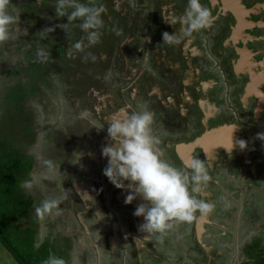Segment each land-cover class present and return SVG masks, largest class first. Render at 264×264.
Returning <instances> with one entry per match:
<instances>
[{
    "label": "rangeland",
    "instance_id": "rangeland-1",
    "mask_svg": "<svg viewBox=\"0 0 264 264\" xmlns=\"http://www.w3.org/2000/svg\"><path fill=\"white\" fill-rule=\"evenodd\" d=\"M143 1L144 0H142V2ZM146 1H149L152 5L151 8L154 9L153 5L157 3L156 0ZM131 2L129 3L130 6ZM200 2L204 7L212 11V7L207 5L206 0H200ZM245 5L249 6L248 4ZM15 13L16 14L13 13L14 15H12L14 17V22L10 25V39L4 43H0V146L5 144L4 142L7 143L11 140V137H13L17 147L22 153H29L28 160L31 159L33 162L35 157L38 160L40 158L38 155L44 153L43 145L45 143L44 139L46 133L51 136L50 139L52 143L57 147L64 144L63 141L65 140V136L62 135L61 132H65V134H70L69 137L71 138L66 145L75 154L73 155L76 157L75 160L77 159L76 162L71 164L73 167L69 169L64 167L63 172H55V170H53V168H56L55 165L52 164L49 166L45 161L53 160L56 152L54 154L47 153L44 158L41 157V162H37V173H32V176L29 178L31 183L30 189H32V194L38 198V201H40L39 199L41 197L45 200H60V214L54 216L57 218L58 224L53 223L55 219L53 216H47L50 222L44 218V221L40 222V237H42L44 232L48 229L54 233L55 230H57L62 235L69 232L72 236V238L70 237L71 243L74 244L75 250L73 256L75 260L74 264H79L77 254H80V252H76L80 251L81 248L85 249L82 245L83 242L87 243L91 249L92 261L90 264H127V261H129L130 264H240L243 260L241 249L247 241L251 240L255 233L254 229H250L241 218V212L244 211V207L248 205L251 200L258 201V203L255 202V209L253 210L257 213L255 215L260 218V222L264 223V141L257 138L258 133L264 132V102L260 105L261 109L263 107L261 113L255 112L256 105L253 107L256 116L258 115L260 118L256 123H252L249 120L248 113L243 110L254 101L252 96L245 95L248 86L251 84L247 74H242V78H234L233 80L230 79V77L228 78L230 81L224 84L225 89L218 98V105L222 108L223 113L218 115L214 122H211L213 119L206 120L207 122L202 125L204 131H206V128L207 130H223L224 127H228L229 130L232 129V131H235L232 140H244L247 143V148L241 151L234 147L233 150H236L235 153L231 152V154H229L225 152L228 155L227 159L231 160L229 164L225 163L220 167L217 162L214 163V171L210 174L213 177L210 180L212 182L217 181L216 185L212 184V187H205L202 192L198 194V199L212 205V212L204 217H201L200 214L197 213L196 218L191 223L174 222L173 227L163 234V238L158 239L157 236L159 234H147L138 230L143 223V218L134 217L133 212L143 201L135 202L136 199L134 203L125 205V191L116 189L109 183L104 175L102 176L103 180H101L100 171L103 167L96 166L93 167V170L92 166H90L88 169V178L84 180L85 178L81 177L83 176L81 168L86 169L87 165L85 163L90 160L88 157L82 160L80 158L82 154L77 152V143L79 141L83 144L86 142L81 139V136L85 135L87 131L84 130L79 132L77 130H81V126L78 122H80L81 125L84 122L80 114L87 111V109L84 108L77 111L76 104L78 103V99H75L74 96L76 94H73L74 91L65 93L64 90L67 84H70L71 80L76 78L78 81H76L75 84L77 87L75 91L82 93V97L86 101L88 96L85 93L92 87V83L100 80L101 75L95 76L96 81H93L84 76L83 70H77L71 73L70 78L67 73L64 75L59 74L58 69L52 74L46 72L47 70L52 71L56 69L57 65L63 64L62 59H65L66 56L68 57V54L71 60L78 59L76 52L69 53L73 50V45L76 44L77 37H67L62 33H58L56 36L53 35L54 37L50 36V33L58 29L55 25H49L53 32H45L44 30L42 31L44 35L38 36L41 28L33 22V27L34 29L38 27L36 28L38 32H36V30L31 31L28 33V36L31 38L26 40L24 32L27 27H23L24 22L22 20L25 18L22 15L23 12L21 10H15ZM259 13L264 17L263 13ZM147 14V9L145 5H143L142 9L136 12L132 21L121 19L119 22L122 23L125 21L123 23V34H121L123 37L138 35L141 38L140 42H143V44L149 48L160 45V43L158 42L159 38H157L156 33L152 31L155 28L154 25L150 31L149 40L146 38L148 35L144 36V33H148V26L150 24V19ZM254 33L258 35L264 34V28L257 29ZM42 37L52 40L50 46L53 48L54 52L51 53L46 51L50 53L47 59L44 57L41 58V56L38 55V52L41 50L37 51L35 44L37 42L40 43L39 40H41ZM189 38L193 39L194 44L206 45L203 47L207 48L208 52L210 44L215 40V37L212 35H204L203 31L193 33ZM140 42L137 40L135 42L132 41L131 44L133 45V49L136 48L137 50ZM236 45H239V43H236ZM38 46L41 47V45ZM245 46V48L254 51V55L257 53L256 50L264 54L263 38L251 40V42H248V45L245 44ZM60 48H64L61 54L56 52V49ZM67 48H69V52ZM137 54V59L142 62L145 70L147 68L148 70L153 69L150 62L151 59H148L147 64L143 63L147 56H144V53L140 51H137ZM240 54H242V52H238V55H231L232 57L230 58L233 60L229 62L230 65H244L243 61L238 60ZM135 55L136 52L134 51V56ZM254 55L251 54L248 60L250 65L257 62L255 61ZM202 57L203 58L199 57L193 60V62H196L197 68L202 67V69H206L203 75L211 77L210 75L213 69L216 76H220L219 72L213 67L215 63L211 56L205 57V55H202ZM75 61L82 67H88L84 57ZM5 68L7 69L5 70ZM128 68L131 69V66L129 65ZM26 69L28 71H26ZM29 69H31V71H29ZM102 69L103 67L96 69V73L100 74L104 72L108 75L107 69L104 71ZM224 69V71H227L229 67L225 66ZM99 70H101V72ZM237 71H239V69L237 70L236 67L235 72ZM65 77H67L66 85L61 81V79ZM169 77L171 78V76ZM1 78L4 80L2 81ZM201 78L208 80V78H203L202 75ZM82 79L84 80V84L89 83V85H84ZM168 80L169 78L164 79V81L167 82ZM248 82L249 85L246 86ZM177 83L178 82L174 85L172 84V87L174 86V92L177 90ZM148 84L150 85V82ZM261 88H264V86ZM83 90H85V92H83ZM242 91L245 92V94H242ZM262 92L264 95V89ZM245 96L248 99H245ZM142 98L146 102L147 97L143 96ZM243 99L246 101L240 104L239 101ZM42 100L50 104L49 106L51 107H48L50 113L53 112V114H55L53 115L54 117L50 118L46 115V106L42 103ZM262 100H264V97ZM11 101L17 104V108L9 111L8 109L10 108L9 105ZM77 107L80 108L81 106ZM125 108L128 112L130 111L129 107L125 106ZM75 112L78 113L76 114L78 116H76V118L81 121L76 120L77 122H74L75 119L73 117ZM160 116L167 117V120H163L166 131L160 132V130H162L160 126L164 125L161 123L153 127V132L164 134L166 140H168L169 137L177 136L179 139L185 141L186 138L184 133L187 134L188 137H198L200 133H202L201 139L203 140L201 143L204 141L208 142V139H210L208 135H211L212 131L203 133L194 125H192V127L191 125L186 127L184 133H182L180 129H177L178 133H175L173 130L169 129L171 121L169 118H171V114L169 112H160L159 117ZM12 119H14L13 122H15V124L11 122ZM190 119H192V117ZM51 121L58 128V133L55 135V132L52 134L50 131V127L47 128L48 130L43 129L44 125H47ZM67 122L70 124L72 130L69 129ZM18 123L20 127H18ZM28 124L31 127L30 132L25 129ZM97 127L99 126L97 125ZM234 127L237 128L234 130ZM13 128H15L14 131L12 130ZM17 128L19 134L16 135ZM93 130L96 131L97 129L93 128ZM97 131H99L100 135H104V129ZM88 134H91V132H88ZM158 138L160 139L161 137L159 136ZM165 139H161V143L164 144ZM190 150L191 148L184 147V155H188ZM197 153L198 151H196L194 157H196ZM225 156L226 155L223 153V155L218 157L224 158ZM102 160L106 162V159L102 158ZM166 161L172 163L170 156H167ZM173 165L177 168H183V165L178 160H175V158L173 160ZM219 167L220 170L217 169ZM73 168L76 169L77 173ZM233 168L239 171L237 173H232L231 169ZM253 173H256V176H254ZM61 183L64 189L58 193L55 188ZM24 184L26 185L27 183H23V185ZM230 184H238L237 186L234 185L235 187L241 186V189H243L241 192L244 193L243 198H238L232 193L234 198L228 202V197H230L232 191ZM86 188L90 191L89 193L85 192ZM81 189L85 191H81ZM45 190H49V194L44 193ZM27 193L29 194L30 190H27ZM242 193L240 194L242 195ZM88 194H91V197L86 199ZM122 194H125V196L120 197ZM40 203L41 202H39L32 212V215L39 221L43 218L36 213V208L40 206ZM73 204L77 209L72 207ZM250 211L246 209L245 214L250 213ZM28 213L31 214L30 210H28ZM43 223H46L45 226ZM61 224L63 230L60 229ZM207 224L214 229L209 228ZM18 226H27L26 220L18 223ZM103 232L106 233L105 236H103ZM86 233H88V235H86ZM217 238H219L221 242H218L216 240ZM151 240L156 241V243L150 245L148 242H151ZM58 242L59 241H56V244H58ZM60 242L63 243V240ZM65 247L66 245L64 248ZM106 250H109L108 254L107 252L105 253ZM136 256L139 257L138 262H136V258H133ZM0 264H16L1 245Z\"/></svg>",
    "mask_w": 264,
    "mask_h": 264
},
{
    "label": "flooded vegetation",
    "instance_id": "flooded-vegetation-1",
    "mask_svg": "<svg viewBox=\"0 0 264 264\" xmlns=\"http://www.w3.org/2000/svg\"><path fill=\"white\" fill-rule=\"evenodd\" d=\"M131 1H133V0H117L116 2L113 3L114 7L118 6L121 8V11L123 10L122 15L120 16L121 11L120 12L117 11V13H116L115 9H112L110 7L108 0H80L81 3H85L88 6L103 7L104 16H105V14H107V16H110L112 25L114 24V26L118 27V29H121V30L124 29L123 23L125 21H132V19H134V17H135L136 12L140 11L142 9L143 5H145V7L147 9V13H148L147 15L150 19V24L148 26V33H146V34L144 33V36L148 35L147 38H150L149 34H150V31L152 30L153 25L155 26V28L152 31H154L155 33H157L156 30L159 27L158 26L159 25V16H157L158 11L156 12V10H155L156 7L160 6V4H162L164 6H166L167 4L173 5V9L176 10V12L178 10L181 11V12H178V14H182V13H184V10L187 7V2H188V0H156L157 3L153 5L154 9H152L151 8L152 5L149 3V1H146V0H144L143 2H142V0H134L133 2H131ZM232 1H234V3L237 2V0H206L207 5L212 7L211 8L212 11H210V12L215 17V20H214L212 27L209 30L208 29L202 30L203 34L206 35L207 32H209V31L210 32L214 31V33H215L217 31L218 27H220V29H221V28H224L223 25H226V28H228V30H230V29L232 30V32L229 33L230 34L229 38L231 40H233L235 38V36H236V39H238V38L242 39L243 38L242 40L248 45V42H251V40H255L256 38H259V39L263 38L264 39V34L258 35L257 33H254L257 29L264 28V17H262L259 13V12H261L264 14V0H238L240 3L238 2L237 5L233 6L234 8H231V9L228 8L229 9L228 12H225V10H223L222 7H227V6H229V4L231 5ZM130 2H131V6L133 7V9L129 5ZM146 2L148 4V6H147ZM56 4H57V0H10L9 11L11 9L14 10V11L13 10L10 11V13L12 15L16 14L15 10H18V11L21 10L23 12L22 15H23V17H25L22 20L24 22L23 27H27L25 32H24L26 40L31 38L30 36H28V33H30L31 31H35V30H36V32H38V29H36L38 27H35V29H34L33 22L36 23V25H38L39 28H41L38 36L44 35L42 33V31H44V30H45V32H53V30L49 31V29H51V28H48L47 26L55 25L58 29L55 32L50 33V36H53V35L56 36L58 33H62V34H65L67 37H71V36L77 37L78 32L80 30V28L78 26L79 21L68 22L66 16L65 17L57 16L56 15ZM245 4H248L249 6H246ZM10 7H11V9H10ZM107 7H109V8L106 11ZM111 10H114V12H112ZM238 10H242L245 13L244 21H245L246 28H245V31L243 32L244 37H242V38H241V36H243V34L241 36L237 37V35H239L238 29H240L238 24H241L242 20L240 18V21H238L237 17H234ZM68 11L70 12L71 9H69ZM133 13H134V16H133ZM113 16H114V18L112 20ZM155 17H156V19H155ZM121 19H123L125 21H123L122 23L119 22V20L121 21ZM65 25H67V26L65 27ZM106 25H108V23L104 24V22H103V28L101 29L102 32L104 30L103 33H106V30H107ZM236 26L238 28H236ZM233 29H234V33H233ZM120 34H123V33L120 32ZM36 36H37V34H36ZM120 37L124 41V43H126V44L132 43V40L134 42L136 40L138 42L141 41V38L138 35H132L131 37L130 36L123 37L122 35H120ZM198 38H199V36H198ZM230 39H229V41L231 42ZM103 40H104V38H103ZM49 41H51V42H49ZM39 42L40 43H38V42L35 43L36 47H37V51L43 50L44 52H46V51L51 52V53L54 52L53 48L50 46L52 44V40H50L48 38L45 39V37H42L41 40H39ZM158 42L160 43V45H156L155 47H149V48L145 44H143V42L142 43L140 42L137 50H136V48L134 50L136 52V55L134 57L137 58V56H138L137 51L143 52L144 55L147 56V63H148V59L153 58L152 55H153L154 49H158L160 46H162V47L164 46L165 50L169 54L168 55L169 57H171L173 59H176L178 57V52L174 46L162 44L163 43L162 37H161V39H158ZM244 42H239V44L244 46L243 45V44H245ZM27 44H28V42H27ZM231 44H232V42H231ZM38 45H41V47H39ZM203 46L204 45H199V44L193 45L191 47V49H189L187 51V54L183 56V64L185 66H188L189 68L190 67L193 68V71L195 70V73H198V70L194 66L195 61L193 62V60H195L199 57L203 58L202 55H205V57L211 56V58L213 59V61L215 63L213 67L216 71L219 72L220 76H216L213 69L211 71V75H210L211 77L203 75V73L206 72V69H202V67L199 68V73H201L203 78H208V80L202 79L201 75L198 77V79L197 78L195 79V81H194L195 83L193 84V86H191L189 88L191 91V95H192L191 100L189 102L186 101L187 103L184 102V104H186L184 107L180 108L179 106H181V104L178 103L176 108H175V106H170L173 109V111H170V109H168V108L163 109L161 107L162 105L160 104V100H159L161 98H159L158 94H154L153 97L148 95V97L146 98V102H145L140 95V93H141L140 88L141 87L144 89L147 88L149 90L150 87L148 86V82H144V80L142 78L138 79L136 77L133 78L132 80H127V78L123 75V73H116L115 72L112 75H111V73L110 74L108 73V75L105 74V77H101V83L99 85H101V86L107 85L108 86L110 80H111V83L112 82L115 83L118 80L117 78L122 79V81L119 80V83L122 82L121 84H123V85L125 84V87L130 85V83L135 85V87L137 88V93H134L131 96L129 89H131L132 87H129V89L128 90L126 89V91H125V93H129V96H127L128 99L126 101L125 106H127V107L130 106L129 109L133 106H137L136 111H140L142 109V107L147 105V108L154 113V125H153V127H155L156 125H159L161 123L164 124L163 126H160V127H162V130H160V132L166 131L165 123L163 122V120H167V117H164V116L159 117L160 112H162V113L169 112L171 114V118H169V119H171L169 129L173 130L175 133H178L177 129H180V131H182V133H184V129L186 127H188L189 125H191V127H192V125L198 127L200 129V131H202L203 133H207L209 131H212L211 135H208L209 138L217 137V132L222 131L221 134H218V137H217V138H219L218 140H217V138H211V140H209L208 142L204 141L203 143H201V141L203 140V139H201L202 133H200V135L198 137H194V136L188 137V135L184 133V136L186 138L185 141L179 139L177 136L169 137V139H168L169 141H168L164 138L165 135L164 134L162 135L159 132L158 133L156 132V135H155L157 137H159V136L161 137L160 141H161V139H165L164 144L160 143V145H158V147L162 150V152L165 155V157L163 156V158L165 160H166L167 156H170V159L172 162L171 164H173V160L175 158V160H178L184 166V164L187 161H185V163L183 162V159H184L183 158V155H184L183 149H184V147H188L189 149L191 148V150L189 151V152H191L190 153L191 159L194 158L196 151H198V153L196 154V157L201 158L202 161H205L206 167L208 169V173L210 175L214 171L213 165L215 162H217L218 165L221 167L225 163L229 164V162L231 161V160L227 159L228 155L225 152H228L227 149H229L230 144H231V138L232 137H228V136H229L232 129L229 130L228 127H224L223 130H217V129L207 130V128H206V131H204L202 125H203V123L207 122L208 120L213 119L211 122H214L215 118L218 115H220L221 113H223L222 108L218 105V98H219L220 94L223 92V90L225 89L224 84L227 83V81H230V79H232V80L234 78L237 79L238 76H240V78H242V74H245V73L247 74L248 79H250L251 84H250V86H248L249 82L247 83V86H248L247 93L245 94V92L242 91V94H245L247 96H252L254 101H252L243 110L246 113H248L249 120L252 123H256L258 121V119H257L258 115L256 116L255 112H257V113L262 112L260 105L264 102V100H262L264 97L263 92H262L264 88H261L262 86H264V61H263L264 60V54L259 53L258 52L259 50H256L257 53L254 55V57H255V61H257V62L255 64H253L254 65L253 66L254 72L248 73V72L244 71L245 69L247 70L250 68L248 66H244V65L239 66L237 64L230 65L229 62L231 60H233L232 58H230V57H232L231 53L230 54H228V52L225 53L226 51H229L228 49H231L230 44L228 43V38H227V40H224L222 43L217 45L216 49H214V50H219V51H214L213 49H209V52H208V49L203 47ZM67 49L69 52V48H67ZM63 50H64V48L56 49V52L61 54ZM145 50L148 51L147 54L145 53ZM134 51H132L133 54H134ZM195 51L197 52L196 55H194ZM221 51H223V52H221ZM248 51H250L249 53L254 54V52L251 49H248ZM72 52H76L79 59H81V57H84L85 60L87 61L88 67H86V66L82 67L81 65H79L78 62H76L77 65H75L76 59L71 60V58L68 54V57L66 56L65 59L64 58L62 59L63 65L61 66V68L58 69L59 74L64 75L65 73H67V74H69L68 76L70 78L71 73H74L77 70H79V71L83 70L84 76L88 77L89 80H93V81H96L95 76H97V75L102 76L101 73L100 74L96 73V69L102 68V66L99 63V60L96 58V56L92 55V53L90 51V47L85 46L83 48V51H78V50L74 49V47H73V50L70 51L69 53H72ZM62 57H64V56H62ZM41 58H42V56H41ZM59 58H61V57H59ZM197 61H202V60H197ZM153 63H154L155 68H153L146 75L147 77L150 78V80H152V87L150 88V90L156 88L157 90H161V92H162V90H164V89L173 88L174 86L172 87V85H168V84L164 83V82H167V81H164V79L169 78L168 82H170V81L173 82L175 80L172 83L174 85L178 80L177 76H175V71H173V75H174L175 79L174 78L172 79L169 76L165 75L163 72H161V68L159 71V74L160 73L161 74H160V76H158L157 70H156L157 65L155 64V60L153 61ZM225 66H228L229 70L224 71ZM236 67H237V70L238 69H243V70H241V71L239 70L240 71L239 73L235 72ZM54 70H57V68ZM99 71L101 72V70H99ZM195 75H197V74H195ZM234 75H235V77H234ZM115 76H116V78H115ZM67 77L61 79V81L64 85H66V83H67L66 82ZM229 77H230V79H228ZM161 79H163V80H161ZM76 81H78V79H76V78L71 80L70 84H67V87H65L66 89L64 91H65V93L74 91L73 94H76L74 96L81 98V100L83 101L82 93H79V95H78V92L75 91V90H77V87L75 86ZM161 81H163V82L161 83ZM82 82L84 84L83 79H82ZM83 84H82V87H83ZM84 85L88 86L89 83H86ZM260 89H261V91H260ZM237 90H236V92H237ZM83 92H85V90H83ZM233 92H234V90H233ZM179 94H181V93L179 92ZM224 94H225V92H224ZM144 96H147V95H144ZM244 98L248 99L246 96ZM117 101H118V99H117ZM43 102L44 101L42 100V103ZM86 102H88V101L86 100ZM14 104H16V103H14L12 101V103L9 105V107L12 106L14 108ZM237 106H239V105H237ZM254 106L256 109L255 112L253 111ZM9 107H7V108H9ZM45 113L50 118L54 117L53 115H55V114H53V112L47 114V111H46ZM197 115H199V116H197ZM191 117H192V119H190ZM194 118H195V120H194ZM98 122L102 123V126L105 127L104 129L107 131V128H106L107 126H105L103 124L104 121L98 120ZM48 127H50V129H51L50 131L52 132V134H53V132H55L54 135L58 133V128L54 125V123L52 121L50 123H48L47 125H44L43 129L48 130L47 129ZM160 127H158V128H160ZM213 130H216V131H213ZM50 137L51 136L48 135V133H46V136L44 139L45 143L43 145L44 153L38 155L40 158L38 160L36 158L37 162H40L42 160L41 157L43 158V156L48 153L47 151L49 150L48 148L50 146H53V148L55 147L54 143H52ZM227 137H228V139L226 140ZM66 140L67 139H65L63 141L64 144L68 143V141L65 142ZM233 144H235V141H233ZM232 152L235 153L236 150H232ZM51 153H54V152H51ZM223 153H224V155H226L224 158L218 157V156L223 155ZM190 156H189V158H190ZM37 162H35L36 166L38 165ZM220 167L217 169L220 170ZM210 177L212 179L213 176L210 175ZM216 183H217V181L212 182L210 180L208 182L207 187L208 188L212 187V184L216 185ZM56 189H59V188L57 187V188H55V190ZM61 189L63 190L64 187H62ZM52 190H54V189H52ZM122 191H124V190H122ZM127 194L128 193H126V195ZM89 196L91 197V194H89ZM123 196H125V194H122L120 197H123ZM87 198L88 197H86V199ZM193 234H194V231H193ZM86 235H88V233H86ZM105 235H106V233L103 232V236H105ZM148 243H150V245H152V243H156V241L151 240V242H148ZM117 246H119V245H117ZM81 250H83V249L81 248L80 251H78V252H81ZM106 252L108 254L109 250L105 251V253ZM138 261H139V257L137 256V262Z\"/></svg>",
    "mask_w": 264,
    "mask_h": 264
},
{
    "label": "clouds",
    "instance_id": "clouds-1",
    "mask_svg": "<svg viewBox=\"0 0 264 264\" xmlns=\"http://www.w3.org/2000/svg\"><path fill=\"white\" fill-rule=\"evenodd\" d=\"M9 4L10 0H0V43L10 39V25L14 22ZM103 11V7L88 6L80 0H57L56 4V15L66 16L68 22L79 21L78 26L85 33L87 45L83 40L77 42L74 48L78 51L100 42ZM214 20L215 17L200 0H188L183 15L164 19L171 26L179 24L180 30L178 33L174 30L171 34L163 32L162 44L179 45L193 33L211 28ZM38 55L47 59L50 53L41 50ZM80 115L87 120L90 113L85 111ZM90 122L97 130L105 128L95 126V121ZM153 125L154 113L147 106L131 113L127 109H121L118 116L111 118L106 127L110 143L101 150L102 158L107 160L102 174L116 189L127 191L125 205L134 203L138 197L143 201L133 212L134 217L143 218L138 230L147 234H159L157 238L162 239L174 222L191 223L197 213L204 217L212 212V205L198 199V194L207 187L211 177L205 161L197 157L188 160L183 168L167 162L158 147L160 139L153 135ZM257 138L264 141V132L258 133ZM234 147L243 151L247 148V143L236 140L233 144L231 138L227 149L229 154ZM45 163L49 166L52 164L51 161ZM59 204V199L43 200L36 208V213L41 217L59 215ZM45 264H65V261L53 256Z\"/></svg>",
    "mask_w": 264,
    "mask_h": 264
},
{
    "label": "trees",
    "instance_id": "trees-1",
    "mask_svg": "<svg viewBox=\"0 0 264 264\" xmlns=\"http://www.w3.org/2000/svg\"><path fill=\"white\" fill-rule=\"evenodd\" d=\"M223 27L224 28H221V29L220 27H218L215 33L214 31L207 32L206 35H212L213 37H215V40L212 41V44H210L209 49H213V50L216 49L217 45L222 43L224 40H227L228 38V43L230 44L231 49H228L229 51H226L225 53L228 52V54L231 53L232 55L233 53H235L233 50L234 48L241 49V47L236 44L234 47L231 44V42L229 41L230 39L229 33H231V30H228V28H226V25H223ZM235 39H236V36L233 40ZM214 51H219V50H214ZM76 62L77 61H75V65H77ZM140 63L142 62H138L137 60V63H136V60L132 58L128 59V64L131 67H140L142 65ZM62 65L63 64L57 65L56 68L59 69L61 68ZM151 66L155 68L152 60H151ZM6 69L7 68H5V70ZM27 69L26 71H28ZM146 70L149 71L148 69ZM156 70H157V75L160 76L161 73L159 74L160 68L158 66ZM29 71H31V69H29ZM54 71L55 70H52V71L47 70L46 72H48V74H52ZM1 79L2 81L4 80L3 78ZM119 80L122 81V79L118 78L117 82L113 83L114 91H117L118 89V88H115L114 85L116 87H119L122 83V82L119 83L118 82ZM162 82L163 81H161V83ZM140 95L141 97L144 96L142 94ZM114 96H117V95L114 93ZM83 102L84 103L80 104L81 107L80 108L78 107V110L82 109L83 106L86 103H88L85 100H83ZM43 104L46 106L47 114L50 113V109H49V107H51L49 106L50 104H48L45 100ZM16 108H17V104H14V108L11 106L8 110L10 111ZM259 118L260 116H257V119ZM13 121L14 119L11 120V122ZM13 123L15 124V122ZM18 127H20L19 123H18ZM14 129L15 128H13L12 130L14 131ZM25 129L29 132L31 131V127L29 126V124ZM17 134H19L18 128L16 131V135ZM68 140L70 139H67L65 142H67ZM4 143L5 144L0 146V245L11 256V258L14 260V262H16V264H45V261L53 256L57 258H62L65 261V264H74L75 260L73 256H74L75 250H74V244L71 243L72 236L70 235V233L68 232L67 234L62 235L57 230H55V233H54L50 229H48L44 232L43 236L40 237L41 235L39 232L40 222H43L44 218L48 220V217L44 216L39 221L35 216L32 215V212L34 211L33 209L39 204V202L45 200L43 197L40 198L39 196L40 201H38V198L34 196V194H32V189H30L31 183L29 181V178L32 176L31 175L32 173L33 174L37 173V168H38L35 164V162H37L36 157L33 159V162L31 159L28 160V157L30 154L27 152L22 153L21 150L17 147L16 142L14 141L13 137H11V140H9L7 143L6 142ZM66 144L67 143L61 144L57 147L55 146L54 148L53 146H50L48 148L49 149L48 154H54L56 152L53 160H51L52 164L55 165L56 167V168H53L55 172L57 171L63 172L64 167L68 169L70 167H73V165L71 164L73 162H76L77 160V159L75 160L76 157L73 156L75 154L72 152L71 149H69V147ZM51 152H54V153H51ZM77 152L80 153L78 149H77ZM45 155L43 156V158L45 157ZM80 156L82 157V155ZM56 157H57V160H56ZM101 160L102 159L100 157V162L103 167L104 166L103 160L102 161ZM73 170L77 173L75 168H73ZM81 170H82V174H85V175L89 174V170L87 168L86 169L81 168ZM231 170H232V173H237L239 171L236 168L235 169L233 168ZM255 174L254 176H256ZM23 183H27V184L23 185ZM234 185L237 186L238 184H234ZM234 185L230 184V188L232 191H231L230 197H228V202L232 198H234L232 193H234L235 196L238 198H243L244 193L241 192L243 190L241 189V186L239 185L238 187H235ZM57 186L60 189H56V192L59 193L60 191H62L61 188L63 187V185L61 183ZM27 190H30L29 194L27 193ZM81 191H84V190L81 189ZM44 193L49 194V190H45ZM240 193H242V195ZM255 202L258 203L257 200H251L249 204L244 207V211L241 212L242 220L245 221V223L249 226L250 229H254L255 233L253 234L251 240L247 241L244 244V247L241 249L243 260L240 264H264V223L260 222L259 220L260 218L255 215L257 214L253 210L255 209ZM259 205L263 206L262 204H259ZM72 207L76 208L74 204L72 205ZM249 208L251 209V211ZM246 209H248L250 213L245 214ZM28 210H30L31 214L28 213ZM23 220H26L27 226L25 227L18 226V223H20ZM57 221H58L57 218H55L53 223L58 224ZM45 224L46 223H43L44 226ZM47 225L49 226L48 223ZM207 226L209 228H213V227H210V225L208 224ZM60 229L63 230L62 224H61ZM194 230L195 228L193 229V231ZM61 240H63V243L60 242ZM216 240L218 242H221L219 238H217ZM56 241H59L58 244H56ZM65 245L66 247L64 248ZM82 245L85 249L81 250L80 254H77L78 258L77 257L76 258L78 259V263L79 264L81 263L90 264L92 261L91 249L85 242H83ZM76 253H79V252H76ZM133 258L137 259V256ZM127 263L130 264L129 261H127Z\"/></svg>",
    "mask_w": 264,
    "mask_h": 264
},
{
    "label": "crops",
    "instance_id": "crops-1",
    "mask_svg": "<svg viewBox=\"0 0 264 264\" xmlns=\"http://www.w3.org/2000/svg\"><path fill=\"white\" fill-rule=\"evenodd\" d=\"M116 1L117 0H108V3L110 5V7L112 9H115V11L117 13V11L118 12L121 11V8L118 6L114 7L113 3ZM238 2L239 1L237 0V4H238ZM231 3H234V1H232ZM230 6L231 5L229 4V6L222 7V8H223V10H225V12H228V10H229L228 7L230 8ZM108 8L109 7H107L106 11L108 10ZM155 10L158 11V16H159V25H158L159 27L156 30L157 31V33H156L157 38L161 39L163 32H169L170 34L174 30L177 33L179 32V30H180L179 24L171 26L168 23H166L164 21V19H170L173 16L183 15V13L178 14V12H181V11L178 10L176 12V10L173 9V5H168V4L166 6L160 4V6H158V8H156ZM111 11L114 12V10H111ZM122 11L120 13V16L122 15ZM237 16L240 17L242 20V23L238 24L239 28H240V29H238L239 30V35H237V37H238V36H241L243 34V32L245 31V28H246L245 21H244L245 13L242 10H238L234 17H237ZM110 18L111 17L107 16V14H105V16H104V13H102V19H103L104 24L108 23V25H106L107 30H106V33H103L104 30H103V32H102V30H100L101 31L100 42L96 45L90 46V51H91L92 55L96 56V58L99 60V63L103 67V69H102L103 71L107 69V73H109V74L111 73V75L114 74L115 72L116 73H123V75L127 78V80H132L135 77L138 79L142 78L144 80V82H146V81L148 83L150 82V85L148 84V86L151 88L152 87V80H150V78L146 76L148 72H146L147 70L144 69L143 65H141L140 67H131V69L128 68V66H129L128 59L132 58V59L136 60V63H137L138 59L135 58L134 54L132 53V51H134L135 49H133V45L131 43H129V44L124 43V41L120 37V35H121L120 32H122V30L118 29V27L114 26V24L112 25ZM113 18H114V16L112 17V20H113ZM48 28H50V26ZM236 28H238V27L236 26ZM231 32H232V30H231ZM233 33H234V29H233ZM242 37H244V34H243V36H241V38ZM103 38H104V40H103ZM147 39L149 40V38H147ZM242 39L238 38L235 40H231L232 45L235 47L236 43L244 42ZM82 40H83L84 44L87 45V41L85 40V33H83L81 30H79L78 35H77V42L82 41ZM245 44H243L244 46L239 44L238 46H240L241 49L234 48L233 50L235 52L234 53L235 55H238V52H242V54H240L238 56V58H239L238 60L243 61L244 66L250 67L247 70L245 69L244 70L245 72L252 73V72H254V67H253L254 65L253 64L250 65L248 62L252 53L249 54L250 51H248L247 48H245L246 47ZM193 45H195L193 43V39L187 37L179 45L174 46L178 52V57L176 59H173V58L168 56L169 54L165 50L164 46L163 47L160 46L158 49H154V52L152 55L153 58L151 60L152 61L155 60V64L159 68H161V72H163L167 76H171L172 79L173 78L175 79V77L173 75V71H175V76H177V79H178L177 80V82H178L177 83V89L178 90H176V92H174L173 91L174 89H172V88L171 89L167 88V89L162 90V92H160L161 90H157L156 88L151 89V90L149 88V90H150L149 91L147 88H146L147 89L146 90V89L141 87L140 88L141 93L140 92L139 93L142 95H147L146 97H148V95L153 97L154 94H158L159 98H161L159 100H160V104L162 105L161 107L163 109L168 108V109H170V111H173V109L170 106H175V108H176L178 103L181 104V106H179L180 108L184 107L186 105V104H184V102L185 103H187L186 101L189 102L191 100V97H192L191 91L189 88L191 86H193V84L195 83L194 82L195 79L196 78L198 79V77L201 75V73H199V68L196 67V62L194 64V66L198 70V73H195V70L193 71V68H191V67L189 68L188 66H185L183 64V56L187 54V51L189 49H191V47ZM202 45H204V44H202ZM196 54H197V52L195 51L194 55H196ZM138 62H141V61L138 60ZM143 63L147 64V58L145 61H143ZM140 64H142V63H140ZM239 66H242V65H239ZM240 71H237V72L239 73ZM101 74H102L101 77H105L104 72ZM130 74H132V75H130ZM195 74H197V75H195ZM101 77H100V80H98V82L92 83V85H91L92 87L86 93L88 96V98H87L88 103L85 104L82 109L86 108L88 113H90V116L87 120L83 119L84 122L82 123V125L80 122H78L79 125L81 126V128H80L81 130H77L79 132L84 131V130L87 131L85 133V135L81 136V139L85 140L86 142L83 144L81 141H79L77 143V149L82 154V157H80V158L85 159L88 157V159L91 161V162L88 161L87 163H85L87 165V169H89V167L92 166L93 170H94L93 167H96V166L102 167V164L100 162V157L102 159V156L100 155L101 150L105 145L109 144L110 141H109V138H108L107 133H106L107 131L104 129V135H100L99 131L93 130L94 127H92L93 125L91 124L90 121H95L96 126L97 125L102 126V123L98 122V120H102V121H104L103 124L105 126H107L109 121L111 120V118H113L114 116H118L120 114L121 109H126L125 104H126V101L128 99L127 96H129V93H125L126 89L128 90L129 87H132L131 89H129L131 96L134 93H137V88L132 83H130V85H128L126 87H125V84L124 85L121 84L119 86L120 89H119V87H116L114 85L115 88H118L117 91L113 90V82L111 83V80H110L108 86L107 85L101 86V85H99V83H101ZM115 78H116V76H115ZM238 78H240V76H238ZM165 83L168 85H172L173 82L170 81L168 83L167 82H165ZM113 92L117 96H114ZM179 92L181 94H179ZM75 99H78V103L76 104L77 106H79L81 103H84L81 100V98L75 97ZM117 99H118V101H117ZM244 101H246V100L243 99L242 101H239V102H240V104H242V102H244ZM112 102H114V103H112ZM77 106H76V108L78 111ZM76 114H78V113L77 112L74 113L73 118L75 119V121H74V119H73V121L74 122L81 121V120L76 118V116H77ZM68 127H69V129H71L69 123H68ZM66 128H67V126H66ZM90 129H92V130H90ZM88 132H91V134H88ZM61 133H62V135L65 136V139H71L69 137L70 134H65V132H61ZM221 133H222V131L217 132V137H218V134H221ZM234 133H235V131L231 130L228 137H234L233 136ZM228 137L226 138V140L228 139ZM190 153L191 152H188V155L186 154V156L185 155L183 156V158H184L183 162L184 163H185V161H188L191 159ZM189 156H190V158H189ZM164 157H165V155H164ZM103 164H104V166L100 171L101 180H103L102 172H103V169L107 165V160H106V162H103ZM82 175H83L82 177L85 178L84 180H86L88 178V175H85V174H82ZM86 192L89 193L90 191H88L86 188ZM126 192L127 191H125L124 193L126 194ZM89 197L90 196L88 194V198ZM140 201H141V199L137 198V200L135 202H140Z\"/></svg>",
    "mask_w": 264,
    "mask_h": 264
},
{
    "label": "water",
    "instance_id": "water-1",
    "mask_svg": "<svg viewBox=\"0 0 264 264\" xmlns=\"http://www.w3.org/2000/svg\"><path fill=\"white\" fill-rule=\"evenodd\" d=\"M236 4H237V2L232 3L231 6H230V8H233V6L236 5ZM228 8H229V7H228ZM133 16H134V13H133ZM237 20L240 21V17L237 16ZM241 23H242V21H241ZM146 38H147V37H146ZM145 53L147 54L148 51L145 50ZM144 56H145V55H144ZM150 71H151V70H150ZM133 100H134V99H133ZM142 108H143V107H142ZM136 110H137V106H133V107L130 108L129 113H131V112H133V111H136ZM153 135H156V132H153ZM211 138H216V137H211ZM211 138L208 139V140H211ZM224 139H225V138H224ZM215 140H216V139H215ZM217 140H218V138H217Z\"/></svg>",
    "mask_w": 264,
    "mask_h": 264
}]
</instances>
